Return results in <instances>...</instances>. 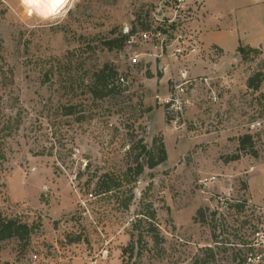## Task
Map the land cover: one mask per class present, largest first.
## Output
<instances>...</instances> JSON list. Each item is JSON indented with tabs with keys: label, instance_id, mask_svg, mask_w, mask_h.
Returning a JSON list of instances; mask_svg holds the SVG:
<instances>
[{
	"label": "rangeland",
	"instance_id": "1",
	"mask_svg": "<svg viewBox=\"0 0 264 264\" xmlns=\"http://www.w3.org/2000/svg\"><path fill=\"white\" fill-rule=\"evenodd\" d=\"M209 4L231 13V35L247 39L238 46L258 50L250 45L264 40V0ZM176 7L76 0L43 20L21 0H0V219L30 228L0 240V264H264V82L257 91L246 84L264 74V56L232 55L228 46L213 78L199 69L217 62L215 53L170 58L180 28L202 39L209 16L205 0H188L178 24L169 23ZM131 29L121 50L105 49V39ZM165 63L171 72L162 79ZM104 65L119 90L96 100L89 85ZM182 69L195 82L184 87L185 127L174 130L160 99ZM243 135L256 155L233 161ZM154 139L166 161L102 193L99 179H122Z\"/></svg>",
	"mask_w": 264,
	"mask_h": 264
},
{
	"label": "trees",
	"instance_id": "2",
	"mask_svg": "<svg viewBox=\"0 0 264 264\" xmlns=\"http://www.w3.org/2000/svg\"><path fill=\"white\" fill-rule=\"evenodd\" d=\"M114 34V33H113ZM133 35V29L130 30L128 34H120L116 38H108L103 41V46L107 51L121 50L124 47L125 42ZM238 53H241L243 56H246L250 53L261 54L259 50H253L249 47L238 46L236 49ZM116 76L115 71L109 68L108 65H104L102 68L98 69L93 73L90 85L89 92L92 97L96 100H101L103 98L111 96L115 91L119 90V87L115 86L112 81V78ZM124 82L123 78H119ZM264 82V74L262 72L256 73L253 78L247 80V88L257 91L259 86ZM62 115L64 117H70L74 115L72 107H63ZM139 153L133 159L134 167L129 164L126 171L123 173L122 179L116 178L113 180L103 176L100 178L99 183L102 185V193H110L114 189H120L125 178L132 176L133 181L139 177L145 168L149 170H154L159 165L163 164L167 159V154L165 146L162 140H153V146L148 148L146 145H141L138 147ZM132 152V151H130ZM239 154H246L255 156V145L253 137L251 135H243L237 139V155L232 157L231 160L236 161L240 159ZM2 157V155H1ZM3 158V157H2ZM144 161V162H143ZM143 162V163H142ZM107 178V179H106ZM106 179V181H104ZM103 181V182H102ZM129 195L122 200L123 207L128 209L132 200L133 194L129 191ZM201 215V211H198V215ZM202 217V216H201ZM154 214L147 216V220H153ZM30 228L27 225L16 224L13 220H1L0 219V240L11 238V237H23L28 236ZM259 260V259H258Z\"/></svg>",
	"mask_w": 264,
	"mask_h": 264
},
{
	"label": "built area",
	"instance_id": "3",
	"mask_svg": "<svg viewBox=\"0 0 264 264\" xmlns=\"http://www.w3.org/2000/svg\"><path fill=\"white\" fill-rule=\"evenodd\" d=\"M188 0H176L177 7L175 8L172 16L169 20V23L178 24L180 10L185 9ZM178 33L174 35L173 43L170 44L171 53L170 58H180V57H189V56H197L204 52L203 45L201 44V39L199 38V32L194 33L188 29L180 28ZM151 30V29H150ZM149 30V32H150ZM148 32V31H147ZM145 32V33H147ZM148 34V33H147ZM198 35V36H197ZM156 38H160L161 48L163 46L167 47V41L169 39L166 37H162L160 34L155 33ZM208 54H214V51L208 50L206 51ZM162 55L159 56L161 58ZM137 56L133 57V62H136ZM161 70L164 72L167 71V66L164 65L161 67ZM195 82V79L190 78V75L186 72V69L179 71L176 76L170 77L171 83V91L170 93L163 99H160V102L164 106L166 110V115L168 119V123L170 127L174 130H178L185 127V108L190 104L189 99L185 97L184 87L191 84V82ZM203 81L208 84V78H203ZM121 82H123L121 80ZM210 84V83H209ZM210 87V86H209ZM216 96L212 97V101L216 102ZM215 181L214 177L203 179L200 181L201 186H206L208 184H213ZM251 260V259H249Z\"/></svg>",
	"mask_w": 264,
	"mask_h": 264
},
{
	"label": "crops",
	"instance_id": "4",
	"mask_svg": "<svg viewBox=\"0 0 264 264\" xmlns=\"http://www.w3.org/2000/svg\"><path fill=\"white\" fill-rule=\"evenodd\" d=\"M222 2L228 1V0H221ZM224 7H220L218 5V9L213 10L210 7L209 0H205V9L209 13V16H206L205 24L204 26V32L201 35L202 39V45L204 50H214L215 55H217L218 61L213 63H210L209 65H206L203 63L201 68L199 69L201 72H203L204 75H215V72L219 71V67L222 63H220L223 59H226L229 55L227 52L228 46H232L234 51L232 52V55L235 53L238 44L246 43L247 39H235L233 35L230 33V23L231 20V13L227 9H223ZM237 42V46H236ZM247 44V43H246ZM249 45V44H248ZM251 47H256L262 56H264V40L263 43H258L257 40H255V44H251ZM259 46V47H258ZM167 66V71L162 73L163 77L162 79H165L166 76H170L171 69L169 68V63H165ZM207 67H206V66ZM206 68V69H205ZM184 70V69H182ZM181 71V70H179ZM186 72L190 75L193 71L186 69ZM179 73V72H178ZM202 74V73H201ZM177 75V74H176Z\"/></svg>",
	"mask_w": 264,
	"mask_h": 264
},
{
	"label": "clouds",
	"instance_id": "5",
	"mask_svg": "<svg viewBox=\"0 0 264 264\" xmlns=\"http://www.w3.org/2000/svg\"><path fill=\"white\" fill-rule=\"evenodd\" d=\"M76 0H50V3L41 5L39 0H21V4L29 8H42L47 11H41L39 15L43 20H48L50 15L53 13V10L59 9L61 5L64 6H74Z\"/></svg>",
	"mask_w": 264,
	"mask_h": 264
},
{
	"label": "bare ground",
	"instance_id": "6",
	"mask_svg": "<svg viewBox=\"0 0 264 264\" xmlns=\"http://www.w3.org/2000/svg\"><path fill=\"white\" fill-rule=\"evenodd\" d=\"M40 4L43 5V4H47V3H50V0H39ZM64 7V5H61V7L59 9H56V10H53V13L50 15H54L56 14L57 12L61 11V9ZM32 11L36 12L38 15L39 13L43 10V11H47L46 9H42V8H30ZM58 14V13H57ZM40 16V15H39Z\"/></svg>",
	"mask_w": 264,
	"mask_h": 264
},
{
	"label": "water",
	"instance_id": "7",
	"mask_svg": "<svg viewBox=\"0 0 264 264\" xmlns=\"http://www.w3.org/2000/svg\"><path fill=\"white\" fill-rule=\"evenodd\" d=\"M80 178V176L78 177V179Z\"/></svg>",
	"mask_w": 264,
	"mask_h": 264
}]
</instances>
